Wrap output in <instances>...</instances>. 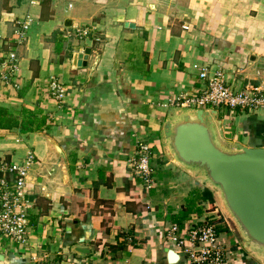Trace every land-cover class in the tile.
Masks as SVG:
<instances>
[{
    "label": "crops",
    "instance_id": "crops-1",
    "mask_svg": "<svg viewBox=\"0 0 264 264\" xmlns=\"http://www.w3.org/2000/svg\"><path fill=\"white\" fill-rule=\"evenodd\" d=\"M28 13L19 87L0 81V107L19 120L32 111L46 123L27 132L0 128V159L36 157L28 178L30 250L4 241L0 252L15 264L46 252L64 264H194L183 253L168 261L167 247L179 251L168 228L226 211L212 187L165 154L162 129L174 107L166 103L201 86L203 65L223 70L235 89L264 86V0H0L1 60L4 41L12 43ZM87 27L101 40L78 37ZM87 48L88 58L79 57ZM53 78L67 88L62 101L44 93ZM209 108L222 121L221 143L264 147V109ZM142 140L152 147L150 186L130 167ZM221 219L217 241L227 264H264ZM121 242L122 250H112Z\"/></svg>",
    "mask_w": 264,
    "mask_h": 264
},
{
    "label": "built area",
    "instance_id": "built-area-1",
    "mask_svg": "<svg viewBox=\"0 0 264 264\" xmlns=\"http://www.w3.org/2000/svg\"><path fill=\"white\" fill-rule=\"evenodd\" d=\"M39 0H30L31 5H37ZM32 15L28 13L18 21L14 41L8 43L0 61V81L19 87L14 81L20 65L19 48L23 45L27 31L32 23ZM186 29L188 25H184ZM93 32L92 28L77 30L78 37H86ZM95 40L100 41L97 36ZM1 43V41H0ZM201 86L192 92H182L175 99H170L166 106L199 107V108H228L231 111L242 110L254 112L264 109V86L247 84L243 89H235L230 84L223 70L210 72L207 65L198 67ZM45 95L58 101L65 99L67 88L56 78H53L45 88ZM152 147L147 141H139L130 167L136 175L150 186L154 169L151 164ZM36 157L29 151L22 162L0 159V249L4 241L16 243L22 253L30 250V199L31 191L28 183L29 173ZM166 237L178 248L179 254L186 256L187 262L194 264H227L228 259L218 246L216 228L212 225L201 224L189 228H181L174 222L168 228ZM132 235L128 237L131 242ZM28 264H64L63 259L51 257L46 252L43 257L31 254L27 256ZM128 264V263H125Z\"/></svg>",
    "mask_w": 264,
    "mask_h": 264
},
{
    "label": "water",
    "instance_id": "water-1",
    "mask_svg": "<svg viewBox=\"0 0 264 264\" xmlns=\"http://www.w3.org/2000/svg\"><path fill=\"white\" fill-rule=\"evenodd\" d=\"M90 48L79 57L88 58ZM221 120L215 109L174 106L163 124L164 152L183 169L191 171L212 187L236 226L245 249L264 256V147L220 142L217 126ZM55 149L60 151L56 145ZM88 254L90 250L76 246ZM168 261L177 263L180 254L166 248ZM0 264H15L0 252Z\"/></svg>",
    "mask_w": 264,
    "mask_h": 264
},
{
    "label": "trees",
    "instance_id": "trees-1",
    "mask_svg": "<svg viewBox=\"0 0 264 264\" xmlns=\"http://www.w3.org/2000/svg\"><path fill=\"white\" fill-rule=\"evenodd\" d=\"M63 34V31H57L54 35V40H57V36ZM92 39H95L96 36H94V32H91L88 34ZM8 40H5L3 43V50L7 49ZM14 41V38H13ZM12 41V42H13ZM18 56L20 58L19 52ZM1 61V59H0ZM27 113V118L23 120H19L16 116L11 114L7 108L0 107V128H14L19 127L22 132L32 131L34 129L40 128V125H43L46 123L45 117H38V115L32 111H24ZM217 231V230H216ZM218 234V233H217ZM131 243L134 246H138L137 241L135 238L132 239ZM124 242L119 243L116 246H112V250H122L124 248Z\"/></svg>",
    "mask_w": 264,
    "mask_h": 264
},
{
    "label": "rangeland",
    "instance_id": "rangeland-1",
    "mask_svg": "<svg viewBox=\"0 0 264 264\" xmlns=\"http://www.w3.org/2000/svg\"><path fill=\"white\" fill-rule=\"evenodd\" d=\"M211 191H213V193H215L216 194V192H214V190H211ZM218 195V194H217ZM217 197V196H216ZM218 202H219V204L221 205V201H220V199L218 198ZM222 207V206H221ZM223 208V207H222ZM225 216V221H229L230 222V224H231V226L234 228V230H235V233H238V230H237V228H236V226L234 225V223H233V221L231 220V218L227 215V213L225 212V215L223 214V216L221 215V217H217V218H215V219H213V220H210V221H205L203 224H207V225H212V226H214V228H216L217 229V227H220V226H222V224H220L219 222L222 220L221 218L222 217H224ZM227 217V218H226ZM227 219V220H226ZM227 221V222H228ZM226 222V224H228ZM219 223V224H218ZM239 234V233H238ZM238 238L240 239V235L238 236Z\"/></svg>",
    "mask_w": 264,
    "mask_h": 264
}]
</instances>
